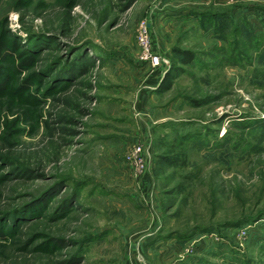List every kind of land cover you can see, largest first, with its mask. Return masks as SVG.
Wrapping results in <instances>:
<instances>
[{
	"label": "rangeland",
	"instance_id": "374dc122",
	"mask_svg": "<svg viewBox=\"0 0 264 264\" xmlns=\"http://www.w3.org/2000/svg\"><path fill=\"white\" fill-rule=\"evenodd\" d=\"M197 10L228 17L203 27ZM143 22L161 66L141 57ZM0 33L35 57L26 72L15 57L0 69V264H264V0H0ZM183 50L196 60L157 90ZM188 134L186 164L159 165ZM135 144L156 237L172 234L146 259Z\"/></svg>",
	"mask_w": 264,
	"mask_h": 264
},
{
	"label": "trees",
	"instance_id": "16d2710c",
	"mask_svg": "<svg viewBox=\"0 0 264 264\" xmlns=\"http://www.w3.org/2000/svg\"><path fill=\"white\" fill-rule=\"evenodd\" d=\"M226 14V13H223ZM228 15V14H227ZM203 17L201 19V23L203 27H207V25H209L210 27L215 26L214 28L219 29V27L221 26V23L223 22V17H218L217 13L215 14H211V13H203ZM217 21V22H216ZM220 23V24H219ZM19 38H15L12 41H9L7 35H2L0 33V69L3 66V63L9 58V57H15L16 61H17V69L19 72L23 73L26 72V70L29 68V66H31L34 62V55H28L27 53L28 50L24 49L23 51H19L20 46V42H19ZM182 54V59H180V62H176V63H172L171 67L166 71L159 87L157 88V90H164L167 88H171L173 83H174V79L180 75L183 74V72L185 71L184 69V64H190L192 63L194 60H196L197 55L194 51L192 50H183L181 51ZM65 67H67V65H65ZM78 66L74 65L72 67H69L66 69V72L69 76V78H72L74 76V74L76 73V68ZM65 71V70H64ZM2 71L0 70V77L2 76ZM8 84V82L6 81V79L4 80H0V92H4L6 90V85ZM33 86V82L32 79L28 76H25L21 79L20 83L18 84V87L16 90L19 91L20 94H24L27 93L31 87ZM195 103H199L197 100H193ZM262 125V136H264V120L261 123ZM228 133L225 132L224 135H227ZM223 135V136H224ZM192 135H182L179 136L175 139V141L173 142V145L171 146L170 151H168L167 155H161L158 157V164L162 165V164H166L168 166H184L186 164V152H185V143L187 142L186 140H189L191 138ZM160 141V138H159ZM165 141V140H164ZM166 142V141H165ZM180 147V148H178ZM186 178H190V176H187ZM182 187L185 186L184 184L181 185ZM42 200V196L41 197H37L34 200H32L31 202H29L28 204H26L24 207H26L22 213H18V215L20 214V216H22L19 221H24V222H29L30 220L33 219V215L37 214V210H40L41 207H38V202H40ZM76 199H71L68 201V203L75 201ZM44 202V201H42ZM46 202L43 203L42 208H44V206H46ZM23 214V215H22ZM36 218L38 216H35ZM34 217V218H35ZM243 223V222H240ZM206 230H210V229H206ZM205 230V231H206ZM201 230H194L188 234H178V238L181 240H186L189 239L191 237H193L197 232H199ZM204 231V230H203ZM3 236V235H0ZM165 238V237H164ZM166 238H172V234L168 235Z\"/></svg>",
	"mask_w": 264,
	"mask_h": 264
},
{
	"label": "crops",
	"instance_id": "0c3cea01",
	"mask_svg": "<svg viewBox=\"0 0 264 264\" xmlns=\"http://www.w3.org/2000/svg\"><path fill=\"white\" fill-rule=\"evenodd\" d=\"M205 12L207 11L197 10L196 13H194L192 17H190V19L195 24L198 25L201 19L203 18V13ZM213 12L212 14H215ZM217 15L218 17L219 16L228 17L227 14H223V13L221 14L217 13ZM163 77H164V74L162 75L160 81H162ZM155 88H152V89L154 90ZM146 136H148L147 132H145V139H147ZM155 197L157 196L155 195V191L153 190V176L147 173L146 171L145 172V243H144L145 244V259L151 255L152 252L150 250L156 251L158 248L160 249L163 242L167 240V238L156 237L157 232L161 229V221H160L161 211H160V207L156 206V203L154 207L152 206L151 201ZM132 245H136V244H132Z\"/></svg>",
	"mask_w": 264,
	"mask_h": 264
},
{
	"label": "built area",
	"instance_id": "2783aa9c",
	"mask_svg": "<svg viewBox=\"0 0 264 264\" xmlns=\"http://www.w3.org/2000/svg\"><path fill=\"white\" fill-rule=\"evenodd\" d=\"M138 44L141 51V57L144 61H147L152 67H158L163 64V57L156 54L152 48L151 33L147 22H143L140 25L138 31ZM126 160L138 175L142 174L144 171L146 172L148 169V159L146 154L144 156L143 146L140 144L132 146L131 150L126 155Z\"/></svg>",
	"mask_w": 264,
	"mask_h": 264
}]
</instances>
